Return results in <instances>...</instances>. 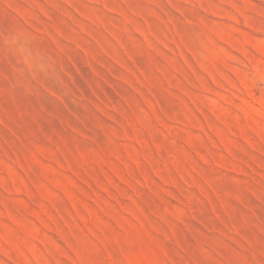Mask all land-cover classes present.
Masks as SVG:
<instances>
[{
	"label": "rangeland",
	"instance_id": "374dc122",
	"mask_svg": "<svg viewBox=\"0 0 264 264\" xmlns=\"http://www.w3.org/2000/svg\"><path fill=\"white\" fill-rule=\"evenodd\" d=\"M0 264H264V0H0Z\"/></svg>",
	"mask_w": 264,
	"mask_h": 264
}]
</instances>
